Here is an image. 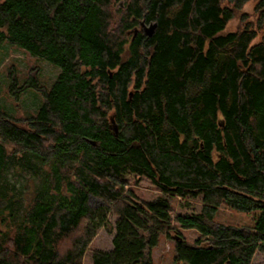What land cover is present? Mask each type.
I'll list each match as a JSON object with an SVG mask.
<instances>
[{
    "label": "trees",
    "instance_id": "1",
    "mask_svg": "<svg viewBox=\"0 0 264 264\" xmlns=\"http://www.w3.org/2000/svg\"><path fill=\"white\" fill-rule=\"evenodd\" d=\"M251 1L0 0V44L61 69L51 89L35 74L19 87L12 72V96L43 102L24 119L0 111V264H84L102 224L113 248L92 264H154L172 233L177 263L264 255V0L255 21ZM13 167L40 181L25 205L6 194ZM132 176L161 196L139 198ZM172 198L202 210L173 218ZM223 205L252 226L213 228Z\"/></svg>",
    "mask_w": 264,
    "mask_h": 264
},
{
    "label": "rangeland",
    "instance_id": "2",
    "mask_svg": "<svg viewBox=\"0 0 264 264\" xmlns=\"http://www.w3.org/2000/svg\"><path fill=\"white\" fill-rule=\"evenodd\" d=\"M256 3L257 1L253 0L243 9L244 12L249 14L250 21H255L256 19L254 16ZM121 5L122 4L119 3L118 7ZM240 26L241 19L240 16H238L227 25L223 33L235 32ZM12 72H15L19 87L35 74L42 87L51 89L61 73V69L19 46L10 45L8 43L0 44V111L8 113L12 117L24 119L36 114L43 102V96L33 89L24 92L19 99L12 96L10 93V86L13 81ZM32 163L36 168L43 170L40 163L35 160ZM17 168L18 167H13L8 174L6 194L9 197H13L18 203L25 205L28 196L37 190L40 181L33 170L29 168L18 170ZM131 187L136 195L144 201H151L161 196V192L146 178L136 181L132 176ZM89 203L93 208L100 210L101 216H104L105 211L101 209L102 202L98 198L93 196L90 197ZM171 205L173 207V218L179 215L199 214L202 210L201 198H189L188 200L172 198ZM106 220L109 225L115 227L116 218L114 216L108 215ZM210 225L213 228H218L219 226L235 228L251 227L252 217L223 205L217 212L214 222L210 223ZM109 230L110 229L104 226V224L101 225L98 234L86 253L84 264H92V253L94 251H108L113 248L112 241L115 231L110 232ZM181 233L189 243L196 242L200 236L195 230H181ZM176 235V233H172L169 237L162 236L160 238L159 245L152 251L154 264H182L177 263L175 260ZM252 264H264V255L257 253Z\"/></svg>",
    "mask_w": 264,
    "mask_h": 264
},
{
    "label": "water",
    "instance_id": "3",
    "mask_svg": "<svg viewBox=\"0 0 264 264\" xmlns=\"http://www.w3.org/2000/svg\"><path fill=\"white\" fill-rule=\"evenodd\" d=\"M121 7L123 6V3L121 2ZM148 32H149V34L151 35V33H152V30H149V29H146ZM113 121V120H112Z\"/></svg>",
    "mask_w": 264,
    "mask_h": 264
}]
</instances>
